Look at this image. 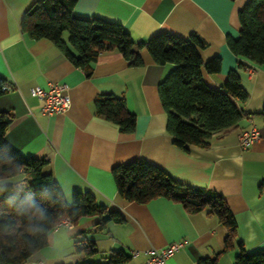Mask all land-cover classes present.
I'll list each match as a JSON object with an SVG mask.
<instances>
[{"label":"crops","instance_id":"obj_1","mask_svg":"<svg viewBox=\"0 0 264 264\" xmlns=\"http://www.w3.org/2000/svg\"><path fill=\"white\" fill-rule=\"evenodd\" d=\"M34 0H0V75L11 87L0 95V110L12 114L5 132L7 143L23 156L46 157L50 173L70 203L74 191L91 192L99 204L121 213L123 222H109L103 231H92L99 220L85 216L71 226L54 228L47 245L26 264H73L103 262L112 251L130 259L123 264H143L145 251L181 240L183 247L166 264H198L217 256V264H233L239 244L246 253L264 251V63L256 65L234 55L227 38L239 35L238 12L248 0H77L76 17H99L120 23L134 42L169 31L181 37L196 34L205 46L199 50L202 77L218 89L230 69H238L247 92L238 104L243 116L234 127L215 132L210 145L177 148L166 129L158 83L174 67L157 64L145 48L139 50L141 66H131L117 51L101 53L90 76L75 67L49 40L30 39L20 20ZM68 42V34H63ZM218 56L220 70L208 73L204 63ZM49 82L65 84L70 108L53 115L40 113L41 102L29 93ZM100 93L123 96L127 110L136 116L132 133L95 113L93 101ZM254 125L259 138L242 148L240 131ZM144 159L163 169L175 181L206 187L220 193L236 221V237L225 248L226 228L204 212L188 213L164 197L146 203L129 202L116 190L111 168ZM23 176L0 180L17 182ZM92 244L96 253L87 256L76 245ZM137 251L135 256H131Z\"/></svg>","mask_w":264,"mask_h":264},{"label":"trees","instance_id":"obj_2","mask_svg":"<svg viewBox=\"0 0 264 264\" xmlns=\"http://www.w3.org/2000/svg\"><path fill=\"white\" fill-rule=\"evenodd\" d=\"M77 0H34L25 10L21 31L32 40L49 39L75 67L90 76L97 57L117 51L131 66H141L139 50L145 48L157 64L174 67L158 83L161 105L166 113V129L177 148L193 145L206 148L215 132L234 127L243 113L238 104L248 98L242 88L238 69H230L220 88L210 87L202 77L199 50L205 42L196 34L181 37L169 31L134 42L120 23L99 17L81 18L73 14ZM239 35L228 37L230 51L256 65L264 63V0H248L238 12ZM67 32L68 42L63 39ZM215 56L204 63L208 73L220 70ZM11 87L0 75V95ZM95 113L115 123L119 131L132 133L136 116L127 110L125 98L100 93L93 101ZM264 117V104L259 113ZM12 114L0 110V180L23 177L17 182L0 184V264H26L47 245L48 234L63 218L75 224L85 216L99 220L92 231H103L109 222L121 223L120 212L99 204L91 192L74 191L71 202L50 173L44 172L46 157L23 156L5 140ZM119 195L129 201L146 203L164 197L180 203L188 213L204 212L226 228L225 248L236 237V221L224 197L213 189L175 181L163 169L144 159H134L111 168ZM78 252L96 253L92 244L76 245ZM130 257L112 251L103 262L79 261L73 264H123ZM63 264V263H61ZM198 264H217V256L203 258ZM233 264H264V251L246 253L239 244Z\"/></svg>","mask_w":264,"mask_h":264},{"label":"built area","instance_id":"obj_3","mask_svg":"<svg viewBox=\"0 0 264 264\" xmlns=\"http://www.w3.org/2000/svg\"><path fill=\"white\" fill-rule=\"evenodd\" d=\"M31 96L41 102L39 111L45 115H53L67 111L71 106V100L68 93V87L65 84L49 82L45 88L34 85L29 88ZM259 138V132L254 125L250 128L240 131L238 134V144L245 148L253 141ZM71 226L67 218L60 220L55 228L61 226ZM184 245L181 240L172 242L162 248H151L145 251L146 258L143 264H166V261ZM137 251H133L131 256H135Z\"/></svg>","mask_w":264,"mask_h":264},{"label":"rangeland","instance_id":"obj_4","mask_svg":"<svg viewBox=\"0 0 264 264\" xmlns=\"http://www.w3.org/2000/svg\"><path fill=\"white\" fill-rule=\"evenodd\" d=\"M65 33H67V32H65Z\"/></svg>","mask_w":264,"mask_h":264}]
</instances>
